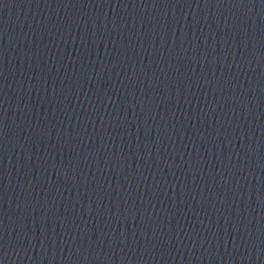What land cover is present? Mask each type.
Masks as SVG:
<instances>
[{
	"label": "water",
	"instance_id": "obj_1",
	"mask_svg": "<svg viewBox=\"0 0 264 264\" xmlns=\"http://www.w3.org/2000/svg\"><path fill=\"white\" fill-rule=\"evenodd\" d=\"M264 69V0H0V108L151 99Z\"/></svg>",
	"mask_w": 264,
	"mask_h": 264
}]
</instances>
